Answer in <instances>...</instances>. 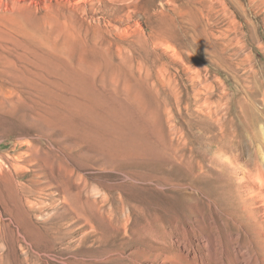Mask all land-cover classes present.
Returning <instances> with one entry per match:
<instances>
[{"label":"rangeland","instance_id":"374dc122","mask_svg":"<svg viewBox=\"0 0 264 264\" xmlns=\"http://www.w3.org/2000/svg\"><path fill=\"white\" fill-rule=\"evenodd\" d=\"M76 82L101 95L103 113L127 111L156 147L117 151L41 119ZM247 91L264 112V0H0V165L13 172L26 143L37 145L39 165L21 162L12 181L31 187L44 168L21 205L46 233L27 236L2 182L0 264H152L145 257L161 254L160 234L199 219L230 228L246 202L238 180L252 170L245 164L256 134L237 138L230 123L255 110ZM208 92L231 125L238 146L224 161H240L239 178L212 161L220 128ZM67 189L83 190L78 206L65 202Z\"/></svg>","mask_w":264,"mask_h":264},{"label":"bare ground","instance_id":"6f19581e","mask_svg":"<svg viewBox=\"0 0 264 264\" xmlns=\"http://www.w3.org/2000/svg\"><path fill=\"white\" fill-rule=\"evenodd\" d=\"M197 77L201 78L199 75H197ZM76 83L72 85L73 89H70L72 86L69 88L70 90H72L70 92L71 97H62V101L58 106L46 108L43 112L38 113L39 117L43 120L54 118L52 120L53 124L65 128L71 127L74 130H81L82 136L84 138L95 142L101 147H110L111 149L123 152H143L145 149H151L153 145L154 147H156V145L152 143L147 137L145 126L139 124L131 115H127V111L125 113V110H121V112L119 111V114L117 112H113L112 114L103 113L100 109V103L103 99L101 95L95 92H91L88 88L82 87L81 82H78L77 84ZM247 93L248 96L252 99L251 103L255 110L252 112L250 118L244 116L243 114H235L232 121L230 122L232 123V125L238 127L237 138H242V136L244 137L252 132H255L256 134L254 138L249 140V155L251 159L245 164L246 167L249 168V170H252L245 173V175L242 174L243 176L240 173V169L242 168L240 161H238L237 159L236 161L232 158L229 159L228 157L226 159L227 161H224L227 155H233L236 146H238L233 137L234 135L230 130H228V126L231 127V125L228 121H225L226 119L224 120L222 117H219V109H217L218 106H215L212 101H209L212 98L210 92H208V99L206 102V105L210 107V116L216 118V124H219L220 128V137L214 139L213 141V146H215L217 150L212 153V161L220 168H223V166L225 168H229L231 166V169L234 168L236 172H238V178L241 175L238 182L240 184L239 186H241L242 189L241 191L237 190L236 196L241 195L242 198L246 200L245 207L242 213L237 216V219H231L230 228L226 224L225 220H221V222L218 224L216 219H199L197 220V224L193 226V228L191 226H188V228L182 227L181 230L179 229L180 231L177 230L179 232L174 235L175 237L173 236V234L171 235L169 233L160 234L158 237V241L164 245L161 249L162 252L159 255L145 257L147 258V261L150 260V263L264 264V128L260 126V119L263 118L264 112L261 111V109H259L258 106L253 103V101L257 102L256 99H258L260 95L251 93L249 91H247ZM262 96L264 98V93L262 94ZM54 98H56V95ZM54 98L52 97L48 99L49 102L53 103V101L55 100ZM62 102L65 106H62ZM262 103L264 104V100L262 101ZM246 107H248L247 104L245 108ZM257 110L259 111V113H257ZM260 113L262 115H260ZM8 114H11L10 111ZM212 122H214V120H212ZM110 137L112 138L111 142L109 140ZM237 142L239 143L240 141ZM155 143L157 144V142ZM26 145L29 147V152L24 154L23 156L17 158L14 157V162L12 161L13 163L11 167L16 173L24 170L20 165V163L23 161L33 166L39 165L38 156L35 154V151L38 150L37 145L32 142H27ZM39 155H41V153ZM43 169L44 168H40V170L38 169V172L40 174L38 173V175H36V178L32 181V186L29 187L25 184L20 183L15 185L12 181L14 171L12 172V170H7L6 167L0 165V200L4 203L7 202L6 193L1 184L2 182H4L5 185H9L11 189L14 202H16L17 205H20H18L20 207V210L17 214V219L20 220V223L27 236L35 241L45 238L46 233L35 227L28 220H25L28 218L24 214L25 212L22 208L21 202L22 196H29L36 193L33 187L38 186L40 183H42L40 181V178L42 177L41 172L43 171ZM47 181L51 187H56V185L58 184H53L52 179H48ZM83 194V190L79 189L74 197L72 196L71 191L67 189L65 202L70 206H75L78 203L77 200L82 199ZM27 202L30 209H43V207H38L36 203L35 205L29 200H27ZM26 214H28L27 211ZM83 220L89 221V219ZM19 235L22 236L20 232ZM22 237L24 242L27 243V237ZM152 241L155 240L153 239ZM170 246L171 248L174 247V252L172 253L175 254L173 255L169 253V251H167ZM139 253H141V251ZM139 256L141 255L139 254ZM141 259H143V257ZM137 264H140V261H138Z\"/></svg>","mask_w":264,"mask_h":264},{"label":"clouds","instance_id":"9594fccd","mask_svg":"<svg viewBox=\"0 0 264 264\" xmlns=\"http://www.w3.org/2000/svg\"><path fill=\"white\" fill-rule=\"evenodd\" d=\"M206 67V66H205Z\"/></svg>","mask_w":264,"mask_h":264}]
</instances>
